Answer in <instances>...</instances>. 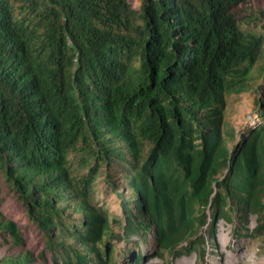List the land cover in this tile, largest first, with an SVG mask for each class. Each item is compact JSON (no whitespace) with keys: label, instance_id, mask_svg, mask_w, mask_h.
<instances>
[{"label":"trees","instance_id":"1","mask_svg":"<svg viewBox=\"0 0 264 264\" xmlns=\"http://www.w3.org/2000/svg\"><path fill=\"white\" fill-rule=\"evenodd\" d=\"M136 5L0 0V264H116L99 177L157 258L217 245L222 222L264 236V0ZM251 88L259 124L238 133L228 99Z\"/></svg>","mask_w":264,"mask_h":264},{"label":"rangeland","instance_id":"2","mask_svg":"<svg viewBox=\"0 0 264 264\" xmlns=\"http://www.w3.org/2000/svg\"><path fill=\"white\" fill-rule=\"evenodd\" d=\"M134 1L138 6L140 0ZM254 74L258 75V72L255 71ZM258 97V91L253 88L241 95L229 97L227 121L238 133L245 132L247 128L259 124L257 108L255 107ZM240 139L241 137L238 135V140ZM234 143L232 140L229 141L230 146ZM113 189L111 185L104 182L102 177L97 178L94 183L93 200L94 205L102 208L110 220V232L106 239L112 243V258L116 264H125L127 259H130L129 257L133 255L137 257L139 253L143 254L145 264H227L229 256L237 258L235 264H264V236L257 239L240 238L237 236L234 225L225 222L219 225L217 245L210 242L197 243L190 253L174 255L166 252L163 259L157 258L154 255L156 242L153 228L148 231L146 240L137 235L131 239L123 236L125 215L121 206V198ZM119 190L124 193L125 198L128 197L123 187H120ZM3 212L29 236L31 248H36L41 243V236L36 225L30 221L23 206L17 203L11 194L4 198ZM255 227L256 221L254 219L249 228L253 230ZM201 231L205 232V228ZM223 231L227 233L229 238V242L225 246L220 239ZM40 250L35 249L36 254ZM201 250L204 251V256L201 255Z\"/></svg>","mask_w":264,"mask_h":264},{"label":"bare ground","instance_id":"3","mask_svg":"<svg viewBox=\"0 0 264 264\" xmlns=\"http://www.w3.org/2000/svg\"><path fill=\"white\" fill-rule=\"evenodd\" d=\"M220 239L224 246L229 242L228 235L225 231L221 233ZM236 262L237 258L229 256L227 264H235Z\"/></svg>","mask_w":264,"mask_h":264}]
</instances>
